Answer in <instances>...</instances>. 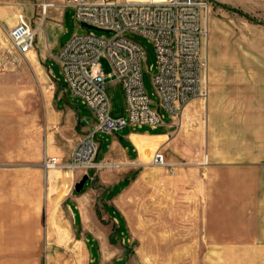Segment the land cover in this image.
Masks as SVG:
<instances>
[{
	"label": "rangeland",
	"instance_id": "374dc122",
	"mask_svg": "<svg viewBox=\"0 0 264 264\" xmlns=\"http://www.w3.org/2000/svg\"><path fill=\"white\" fill-rule=\"evenodd\" d=\"M43 1L53 0H0V151L4 148L3 138L6 150H12L17 134L14 129L20 127L22 151L31 155L44 152L35 134L39 123H45L48 109L47 96L41 88L49 82L45 55H50L47 65L63 101L82 116L96 120L92 109L68 89L57 59L62 47L78 31L74 10L61 12L52 7L44 15L40 6ZM205 1L201 56L206 88L200 98L207 96L210 73L253 71L264 42V0ZM19 12L26 13L33 25L43 21L33 51L26 56L16 53L7 34ZM94 32L110 35L97 29ZM55 37L57 45L51 48ZM136 37L149 50L151 67L143 63V82L153 100L152 107L158 108L152 81L156 49L147 37ZM102 66L105 74L112 72L108 58H102ZM107 92L111 116H126L125 91L115 77H107ZM162 113L170 115L165 109ZM133 128L151 130L150 125ZM189 132L187 123L177 147L166 154V163H151L133 181L120 203L128 226L126 236L132 243L128 264H264V187L258 172L249 165L236 171L237 165L213 168L204 149L190 152ZM98 211L104 212L103 204ZM125 220L120 215L117 222L109 217L102 220L99 226L111 237V243L119 242L117 223L125 229ZM89 259L71 241L69 255H55L54 264H88ZM124 262L118 259L115 264Z\"/></svg>",
	"mask_w": 264,
	"mask_h": 264
},
{
	"label": "crops",
	"instance_id": "0c3cea01",
	"mask_svg": "<svg viewBox=\"0 0 264 264\" xmlns=\"http://www.w3.org/2000/svg\"><path fill=\"white\" fill-rule=\"evenodd\" d=\"M56 37L51 48L57 45ZM262 49L253 71L210 73L207 96L191 101L175 120L164 114V122L151 130L127 125L97 132L96 161L103 165L73 171L46 169L44 158L68 160L76 140L96 120L63 101L47 65L50 55H45L49 82L41 88L48 109L45 123H39L35 134L44 152L22 151L20 127L14 129L12 150H6V138L1 143L0 264H54L55 255H69L71 241L90 257L88 264H115L118 259L128 264L132 243L120 203L133 181L151 166L154 151L159 149L165 156L173 152L187 123L191 153L204 149L215 169L252 166L264 187V42ZM27 159L30 163H22ZM85 175L84 188L77 192L75 185ZM101 204L104 212L98 211ZM117 215L123 217L126 228L117 223L119 242L115 244L99 225L107 217L117 222ZM102 257L113 258L104 261Z\"/></svg>",
	"mask_w": 264,
	"mask_h": 264
},
{
	"label": "built area",
	"instance_id": "2783aa9c",
	"mask_svg": "<svg viewBox=\"0 0 264 264\" xmlns=\"http://www.w3.org/2000/svg\"><path fill=\"white\" fill-rule=\"evenodd\" d=\"M40 6L44 15L52 7L61 12L67 8L74 10L78 31L62 47L57 59L68 89L96 117V125L76 140L70 158L64 161L56 156L45 157L46 169L101 167L103 163L96 161L97 132H111L127 125L156 127L164 122L163 109L175 120L185 106L205 94L201 56L205 0H53L43 1ZM86 25L110 35L96 34L95 28ZM42 26L43 21L33 25L26 13L17 14L16 23L7 34L18 55L26 56L34 48ZM136 34L150 39L156 49L152 81L158 108L152 107L153 100L143 82L142 68L143 63L148 64L149 50ZM103 57L111 63L109 74L103 71ZM107 77H115L124 88V117L111 116ZM151 162L164 165V153L154 151Z\"/></svg>",
	"mask_w": 264,
	"mask_h": 264
},
{
	"label": "water",
	"instance_id": "95a60500",
	"mask_svg": "<svg viewBox=\"0 0 264 264\" xmlns=\"http://www.w3.org/2000/svg\"><path fill=\"white\" fill-rule=\"evenodd\" d=\"M86 26L89 27V28H95V29H97V30H100V29L97 28V27H93V26H90V25H86ZM148 64H149V65L151 64V57H150L149 51H148ZM87 178H88V176L85 175V176L82 177V179H81L78 183H76V185H75V190H76L77 192H80V191L84 188V185H85V183H86Z\"/></svg>",
	"mask_w": 264,
	"mask_h": 264
}]
</instances>
